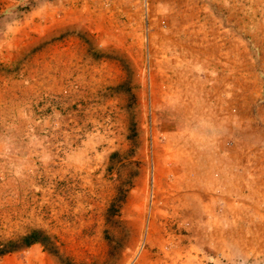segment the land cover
Segmentation results:
<instances>
[{
	"label": "rangeland",
	"instance_id": "374dc122",
	"mask_svg": "<svg viewBox=\"0 0 264 264\" xmlns=\"http://www.w3.org/2000/svg\"><path fill=\"white\" fill-rule=\"evenodd\" d=\"M263 75L264 0H0V264H264Z\"/></svg>",
	"mask_w": 264,
	"mask_h": 264
},
{
	"label": "crops",
	"instance_id": "0c3cea01",
	"mask_svg": "<svg viewBox=\"0 0 264 264\" xmlns=\"http://www.w3.org/2000/svg\"><path fill=\"white\" fill-rule=\"evenodd\" d=\"M232 133H230V135H231ZM210 141H211V146L214 144V141H213V138L211 137V139H210ZM221 141V140H220ZM225 141V139H222V141H221V153H220V158H221V156H223V158L225 157V154L227 155V152L225 151V148L223 149V145H222V143ZM212 148V147H211ZM236 154V153H235ZM222 158V159H223ZM221 159V160H222ZM225 159V158H224ZM217 168L220 170V171H222V172H219L218 171V173H217V175H218V179H216L217 180V182H219L220 180H221V178H224L225 177V175H224V171H225V166H224V164H223V162L222 163H217ZM214 175H216V173H214ZM212 176V175H211ZM213 177V176H212Z\"/></svg>",
	"mask_w": 264,
	"mask_h": 264
},
{
	"label": "trees",
	"instance_id": "16d2710c",
	"mask_svg": "<svg viewBox=\"0 0 264 264\" xmlns=\"http://www.w3.org/2000/svg\"><path fill=\"white\" fill-rule=\"evenodd\" d=\"M37 236V232L36 231H31L28 234L23 236V239H25V243L26 245L32 243V242H36L38 241L35 237ZM9 250V249H8ZM8 250H4L2 252L8 251Z\"/></svg>",
	"mask_w": 264,
	"mask_h": 264
},
{
	"label": "water",
	"instance_id": "95a60500",
	"mask_svg": "<svg viewBox=\"0 0 264 264\" xmlns=\"http://www.w3.org/2000/svg\"><path fill=\"white\" fill-rule=\"evenodd\" d=\"M261 88H262V92L264 93V75H263V78H262V86H261Z\"/></svg>",
	"mask_w": 264,
	"mask_h": 264
}]
</instances>
